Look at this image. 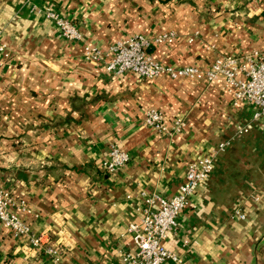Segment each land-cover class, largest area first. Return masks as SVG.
<instances>
[{
  "label": "crops",
  "instance_id": "obj_1",
  "mask_svg": "<svg viewBox=\"0 0 264 264\" xmlns=\"http://www.w3.org/2000/svg\"><path fill=\"white\" fill-rule=\"evenodd\" d=\"M46 8L82 40L65 39ZM170 31L178 40L148 53L173 67L264 53V0H0V187L26 203L20 217L62 264H122L137 251L128 227L142 218V196L176 195L189 165L227 141L166 246L179 264H264V118L236 137L255 109L234 108L223 79L115 76L83 57L87 45ZM150 110L186 128L158 135L144 125ZM114 146L131 160L109 175ZM0 264L52 261L0 223Z\"/></svg>",
  "mask_w": 264,
  "mask_h": 264
},
{
  "label": "built area",
  "instance_id": "obj_2",
  "mask_svg": "<svg viewBox=\"0 0 264 264\" xmlns=\"http://www.w3.org/2000/svg\"><path fill=\"white\" fill-rule=\"evenodd\" d=\"M45 15L55 22L65 39L73 42L82 40L81 31L53 9L46 8ZM197 36L198 34L195 35ZM178 38L179 35L175 31L163 33L154 38L135 35L117 42L107 50L87 45L83 57L90 63H104L106 71L115 76L132 73L146 80L159 78L206 80L210 84L223 79L225 90L231 96L234 108L248 105L255 109L251 121L236 128V137L249 134L253 129V123L264 118V53L221 56L216 58L207 70L192 66L173 67L157 61L148 53L154 46L173 45ZM193 41L194 38L190 39V43ZM0 56L8 57L7 46L1 43ZM144 125L158 135H174L186 128L184 118L178 117L170 124L165 115L157 110L147 112ZM230 144L231 141L221 143L211 156L192 162L176 195L170 198L147 194L142 196L145 205L140 208L142 218L128 227V233L133 237L137 251L127 253L122 264L180 263L177 255L167 248L166 241L178 227L182 213L191 206L193 195L213 173L216 157L219 153L226 151ZM130 160L129 153L114 146L110 150L104 169L109 175H115L128 165ZM19 211L30 213L24 201L0 187L1 225L11 230L16 236L28 237L35 249H44L52 264H62L60 250L44 247L43 237L32 233L30 227L20 217ZM233 217L245 219L246 215L237 210Z\"/></svg>",
  "mask_w": 264,
  "mask_h": 264
}]
</instances>
